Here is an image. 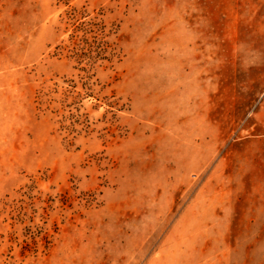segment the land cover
Listing matches in <instances>:
<instances>
[{
  "label": "rangeland",
  "instance_id": "obj_1",
  "mask_svg": "<svg viewBox=\"0 0 264 264\" xmlns=\"http://www.w3.org/2000/svg\"><path fill=\"white\" fill-rule=\"evenodd\" d=\"M0 264H264V0H0Z\"/></svg>",
  "mask_w": 264,
  "mask_h": 264
},
{
  "label": "trees",
  "instance_id": "obj_2",
  "mask_svg": "<svg viewBox=\"0 0 264 264\" xmlns=\"http://www.w3.org/2000/svg\"><path fill=\"white\" fill-rule=\"evenodd\" d=\"M83 42L86 44V46H88L89 49L88 54L84 55L87 56L88 59L98 58V57L101 58L100 56H102L106 52V48H107L106 42L103 40H98L96 37H94L91 43H88L86 39H84ZM90 53H95L94 57H92Z\"/></svg>",
  "mask_w": 264,
  "mask_h": 264
}]
</instances>
